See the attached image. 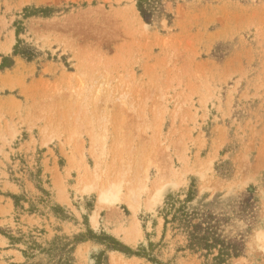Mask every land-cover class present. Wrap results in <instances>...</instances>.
I'll use <instances>...</instances> for the list:
<instances>
[{
  "label": "rangeland",
  "instance_id": "rangeland-1",
  "mask_svg": "<svg viewBox=\"0 0 264 264\" xmlns=\"http://www.w3.org/2000/svg\"><path fill=\"white\" fill-rule=\"evenodd\" d=\"M136 4L0 0V264H216L163 233L192 186L264 264V0Z\"/></svg>",
  "mask_w": 264,
  "mask_h": 264
},
{
  "label": "trees",
  "instance_id": "trees-1",
  "mask_svg": "<svg viewBox=\"0 0 264 264\" xmlns=\"http://www.w3.org/2000/svg\"><path fill=\"white\" fill-rule=\"evenodd\" d=\"M157 1L137 0V10L147 24L150 23L151 16V10L149 9ZM13 54L30 60V56L19 52L17 45L14 47ZM6 61L12 64V60L8 58H4L2 63ZM2 67L4 68L6 65H0V68ZM192 187L188 190L183 200L172 197L166 200L162 210L164 220L163 233L165 234L167 229L170 228L172 231L183 235L186 241V247L190 251L205 252L207 255L217 252V255L213 257V261L216 264H225L232 258L239 257L244 250V242L242 238L236 240L226 238L222 235L220 223L223 219L209 213H198L188 209L187 204L194 196ZM251 200V197H247L242 201L241 206L243 207V211H251Z\"/></svg>",
  "mask_w": 264,
  "mask_h": 264
},
{
  "label": "bare ground",
  "instance_id": "bare-ground-1",
  "mask_svg": "<svg viewBox=\"0 0 264 264\" xmlns=\"http://www.w3.org/2000/svg\"><path fill=\"white\" fill-rule=\"evenodd\" d=\"M112 193H115V192H112ZM105 194H108V193H105ZM110 194V193H109ZM118 196V195H117ZM117 196H115V195H111V197L110 198H108L107 200L109 201V202H112V203H117L118 202V197ZM105 199V198H104ZM103 199V200H104ZM131 206V205H130ZM131 209V208H130ZM94 221H95V219H94Z\"/></svg>",
  "mask_w": 264,
  "mask_h": 264
}]
</instances>
